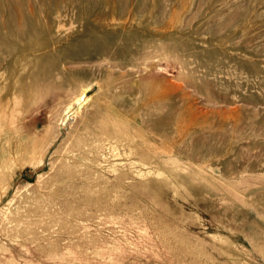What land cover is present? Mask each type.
Masks as SVG:
<instances>
[{
	"label": "rangeland",
	"instance_id": "obj_1",
	"mask_svg": "<svg viewBox=\"0 0 264 264\" xmlns=\"http://www.w3.org/2000/svg\"><path fill=\"white\" fill-rule=\"evenodd\" d=\"M0 264H264V0H0Z\"/></svg>",
	"mask_w": 264,
	"mask_h": 264
},
{
	"label": "bare ground",
	"instance_id": "obj_2",
	"mask_svg": "<svg viewBox=\"0 0 264 264\" xmlns=\"http://www.w3.org/2000/svg\"><path fill=\"white\" fill-rule=\"evenodd\" d=\"M79 99V98H78ZM79 106V105H78Z\"/></svg>",
	"mask_w": 264,
	"mask_h": 264
}]
</instances>
